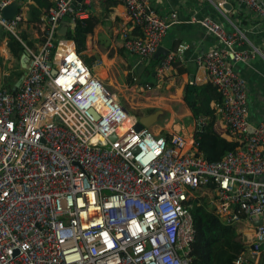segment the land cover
<instances>
[{
    "label": "built area",
    "instance_id": "2783aa9c",
    "mask_svg": "<svg viewBox=\"0 0 264 264\" xmlns=\"http://www.w3.org/2000/svg\"><path fill=\"white\" fill-rule=\"evenodd\" d=\"M117 1L142 33H124L133 55L152 57L179 24L177 13L161 17L151 0ZM13 2L22 5L0 0V27L23 45L30 69L14 91H0V264H192L191 201L198 191L209 192L228 226L262 221L252 248L235 264L257 262L264 247V122L250 134L247 84L235 67L264 61V50L231 12L264 19V0H232L230 10L229 0L211 2L232 30L211 17L192 19L222 43L196 63L222 95L215 109L224 128L242 142L218 162L198 153L195 138L137 131L136 117L121 131L132 115L59 34L66 19L86 20L91 0L76 8V0H56L37 50L20 37L21 11L3 16ZM178 57H167L158 75Z\"/></svg>",
    "mask_w": 264,
    "mask_h": 264
},
{
    "label": "crops",
    "instance_id": "0c3cea01",
    "mask_svg": "<svg viewBox=\"0 0 264 264\" xmlns=\"http://www.w3.org/2000/svg\"><path fill=\"white\" fill-rule=\"evenodd\" d=\"M49 1L54 4L56 0ZM151 1L159 16L164 17L172 13H177L179 17V24L170 28L162 44L152 57L142 58L133 55L124 47V33H127L129 37H140L142 33L141 30L136 28L129 20L125 7L117 0H91L90 9L88 10L85 21L93 23L94 28L93 32L87 35L86 49L82 52V56L87 59L85 62L86 65L112 92H114L128 111H146L147 114L140 117V119L158 110L164 112L158 123L150 128L152 132L156 135L162 134L163 136L169 137L173 134L183 135L179 133L178 130L186 131L190 129L192 135L190 137L186 136V138L191 141V139L194 140L198 124L191 106L192 103L183 96L184 88L186 86H193L191 85L192 82H195L194 87L196 90L205 85H212L209 82L206 71L197 66L196 57L202 53L219 49L222 46V43L215 36L206 33L202 26L192 19L194 17H198V19L211 17L220 23L226 24L225 27L228 30H232V27L225 22L223 15H221L213 3H211L217 0ZM229 2L231 6H227V10H230L232 7V0H229ZM23 4L24 11L28 15L33 6V1L25 0ZM22 10L23 9L20 7V11ZM231 16L232 20H234L233 22L241 30L248 33L251 41L257 47L264 50V19L248 12L239 13V11L236 10L231 12ZM71 24L74 23L70 21L69 26H71ZM44 27V18L41 19V21L39 20V22H25L21 27L20 37L22 39V35H25L26 41L22 39L24 43L29 48L37 50L44 41ZM137 29H139V31ZM254 30H256L257 33ZM2 31L5 32L3 29ZM74 31L75 29L70 28L67 36H60L69 40L68 36L74 33ZM3 34L4 33H0L1 50L2 46L5 47L4 41L7 38ZM70 42L75 44L74 41L70 40ZM181 45H187V49L179 52ZM10 51L9 54L6 53L7 60L0 55V58L3 60L2 63L0 62V91L4 92L14 91L22 78L21 77L18 81L13 83L14 88L11 90L5 80V78L9 77L7 72L4 73L2 77L4 67L8 66V62L17 61L21 70H23L21 59L24 53H26L24 49L21 57L18 59L15 56V54H17L16 47L12 49V53ZM173 54L179 55L177 61L173 63L170 70L167 71L163 77H160L157 73L158 67L167 57ZM140 65H143V67L139 74L138 67ZM235 70L240 77L245 79L247 84L250 109L249 132L253 134L257 127L264 122V61L257 57L248 64L238 63ZM205 78V82L196 83L197 79ZM141 85L144 86L141 87ZM147 85L152 86L151 91L146 90ZM142 89L145 90V92H143ZM137 93H139L137 96L138 98L136 97ZM147 93L152 94L145 96ZM137 99L146 101L144 108L136 109L134 102ZM130 114L139 120L135 113L130 112ZM201 118L206 117L203 116ZM208 195L201 197H209ZM196 196L197 194L195 197ZM209 199L212 201L211 197H209ZM222 221L227 225L223 219ZM255 223L244 218L243 223L236 227L238 232L242 234L244 243L250 247L255 242ZM261 261L262 264H264V247L260 259L255 262V264Z\"/></svg>",
    "mask_w": 264,
    "mask_h": 264
},
{
    "label": "trees",
    "instance_id": "16d2710c",
    "mask_svg": "<svg viewBox=\"0 0 264 264\" xmlns=\"http://www.w3.org/2000/svg\"><path fill=\"white\" fill-rule=\"evenodd\" d=\"M25 0H22V3ZM33 6L28 15L20 12L24 16V21L39 22L47 15V11L54 5L49 0H30ZM94 24L90 21H77L74 33L68 39L74 41L78 53L86 49L87 35L93 32ZM139 31V29H137ZM4 35V34H3ZM14 38V37H13ZM22 39L26 41L25 35ZM15 40L18 48L15 56L19 59L24 48L18 40ZM0 58V62L2 63ZM101 72V71H100ZM24 71L18 65L16 73L9 88H14L13 83L23 77ZM197 97L192 103L195 117H206L207 122L197 126L195 139L198 143L197 151L203 154L210 162H218L229 152L235 151L242 146V142L231 135L222 125L221 118L217 115L215 104H222L221 93L213 85H205L197 88ZM197 193V198L192 200V215L194 221L195 240L191 244L190 259L192 264H235L242 255L248 253L252 246L245 244L242 234L234 226L225 225L217 215L209 197H201ZM249 264H255L250 261ZM258 264H262V261Z\"/></svg>",
    "mask_w": 264,
    "mask_h": 264
},
{
    "label": "water",
    "instance_id": "95a60500",
    "mask_svg": "<svg viewBox=\"0 0 264 264\" xmlns=\"http://www.w3.org/2000/svg\"><path fill=\"white\" fill-rule=\"evenodd\" d=\"M83 2H84V0H76V4L73 6V8H76L77 6L81 5ZM20 7H21V3H19V2L11 3L8 7H6L3 10V16L6 19H13L15 17V15H17L19 13ZM69 25H70V21L65 20L59 29V34L64 37V36L68 35V31L70 28L75 29V24H71V26H69ZM21 65H22V69L25 71L24 74H26L27 70L30 69V57L27 53H24V55L22 56ZM142 67H143V65H140L138 67V73L139 74H140V70L142 69ZM22 78L20 79L17 87L20 86ZM183 96L185 98H187L190 103H193V101L195 100V98L197 96L196 95V88L194 86H186L184 88ZM163 114H164V112L162 110H158V111L154 112L153 114H150L148 116H145V117L139 119L138 124L136 126V130L140 131L144 127H146V128L154 127L158 123L159 119L163 116ZM111 139L115 140V136H113ZM261 181L264 182V177L261 178ZM262 224H263L262 221H258L255 223V226H260Z\"/></svg>",
    "mask_w": 264,
    "mask_h": 264
},
{
    "label": "rangeland",
    "instance_id": "374dc122",
    "mask_svg": "<svg viewBox=\"0 0 264 264\" xmlns=\"http://www.w3.org/2000/svg\"><path fill=\"white\" fill-rule=\"evenodd\" d=\"M21 9H23V13L25 14V11H24V4L22 3L21 5ZM0 33H4V36L7 37L6 40L4 41V46H2V50L0 49V55H2V58L6 59L7 60V54H9V51L11 49V53H12V49L13 48H18V45L17 43H15V40L13 38V36L10 34V33H5L2 31V29L0 28ZM20 50V49H18ZM12 55V54H11ZM9 57V56H8ZM12 66V67H10ZM17 67H18V62L15 61V62H8V66L4 67L3 69V73H2V77L4 75V73L7 72V74L9 75L8 78H5L6 80V83L8 84V86L10 85V83L12 82V80L14 79V75L16 73V70H17ZM4 80V78H3ZM144 85H141V87H143ZM143 92H145V90L142 89ZM136 92V91H135ZM139 93L136 94V97L138 96ZM149 94H152V93H147L145 94L146 95H149ZM138 98V97H137ZM126 102V101H124ZM127 103V102H126ZM135 104V107L136 109H140V108H144V106L146 105V101H142L141 99H137L135 100L134 102ZM129 109V107H128ZM131 113H135V115L140 119V117H142L143 115L147 114L146 111H143L141 112V110H138V111H132V110H129ZM179 133L183 134L182 136H187V137H190L192 135L190 129L189 130H184V131H180L178 130ZM198 192H195V194H197ZM204 195H207L208 193L206 192H203Z\"/></svg>",
    "mask_w": 264,
    "mask_h": 264
},
{
    "label": "bare ground",
    "instance_id": "6f19581e",
    "mask_svg": "<svg viewBox=\"0 0 264 264\" xmlns=\"http://www.w3.org/2000/svg\"><path fill=\"white\" fill-rule=\"evenodd\" d=\"M133 120H134L133 116H130L128 122L121 128V131L122 132L126 131L128 127L130 126V123H131L130 121H133Z\"/></svg>",
    "mask_w": 264,
    "mask_h": 264
}]
</instances>
